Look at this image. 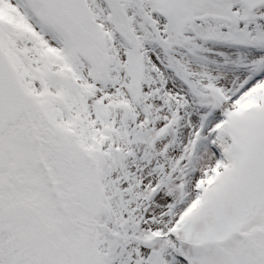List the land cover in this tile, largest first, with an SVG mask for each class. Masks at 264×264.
Masks as SVG:
<instances>
[{
	"label": "snow or ice",
	"instance_id": "6c2138e0",
	"mask_svg": "<svg viewBox=\"0 0 264 264\" xmlns=\"http://www.w3.org/2000/svg\"><path fill=\"white\" fill-rule=\"evenodd\" d=\"M0 264H264V0H0Z\"/></svg>",
	"mask_w": 264,
	"mask_h": 264
}]
</instances>
